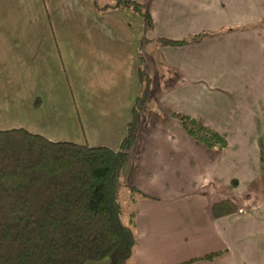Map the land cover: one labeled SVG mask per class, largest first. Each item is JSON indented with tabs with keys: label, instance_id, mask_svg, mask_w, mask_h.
<instances>
[{
	"label": "crops",
	"instance_id": "crops-1",
	"mask_svg": "<svg viewBox=\"0 0 264 264\" xmlns=\"http://www.w3.org/2000/svg\"><path fill=\"white\" fill-rule=\"evenodd\" d=\"M33 1V24L0 25V130L117 150L140 90L141 57L149 93L121 175L149 199L126 190L125 220L135 211L137 238L130 263L225 251L191 264H264V25L185 46L156 42L264 21V0H133L152 19L143 45L142 20L131 11ZM176 112L224 137L226 148L191 139ZM221 200L236 210L214 219L211 206Z\"/></svg>",
	"mask_w": 264,
	"mask_h": 264
},
{
	"label": "trees",
	"instance_id": "trees-1",
	"mask_svg": "<svg viewBox=\"0 0 264 264\" xmlns=\"http://www.w3.org/2000/svg\"><path fill=\"white\" fill-rule=\"evenodd\" d=\"M127 10L142 20L141 45L152 28L148 11L133 0H113L98 7ZM264 25L231 27L202 32L181 40L157 38L162 47L196 44L203 38ZM140 90L117 150L69 142H50L23 129L0 130V264H131L137 245L135 211L122 219L120 192L149 199L122 180L121 168L128 159L149 93L150 78L140 57ZM186 134L208 149L222 151L226 140L195 118L173 113ZM235 185V181H231ZM214 219L232 214L230 200L212 204ZM217 251L179 264L213 261Z\"/></svg>",
	"mask_w": 264,
	"mask_h": 264
},
{
	"label": "rangeland",
	"instance_id": "rangeland-1",
	"mask_svg": "<svg viewBox=\"0 0 264 264\" xmlns=\"http://www.w3.org/2000/svg\"><path fill=\"white\" fill-rule=\"evenodd\" d=\"M1 1L2 0H0V9L3 6L5 17L4 14L0 16V25H5L4 22H7L6 19L9 18H12V20H16L17 24L21 26H25V23H28L27 25L34 23L33 15L35 8L33 6V0H15V2ZM15 5L17 6V9L14 10ZM12 6L13 9L11 8ZM126 199V189L123 188L120 192V203L122 205V219L124 221L129 209V204L126 202Z\"/></svg>",
	"mask_w": 264,
	"mask_h": 264
}]
</instances>
